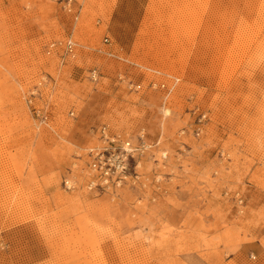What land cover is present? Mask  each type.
<instances>
[{"label":"rangeland","instance_id":"obj_1","mask_svg":"<svg viewBox=\"0 0 264 264\" xmlns=\"http://www.w3.org/2000/svg\"><path fill=\"white\" fill-rule=\"evenodd\" d=\"M102 124L145 188L63 190ZM0 264H264V0H0Z\"/></svg>","mask_w":264,"mask_h":264},{"label":"built area","instance_id":"obj_2","mask_svg":"<svg viewBox=\"0 0 264 264\" xmlns=\"http://www.w3.org/2000/svg\"><path fill=\"white\" fill-rule=\"evenodd\" d=\"M63 8L70 12L74 0H59ZM108 43V39H104ZM46 55H56L62 62L68 58H75L76 44L71 39L64 41H52L45 47ZM89 78L96 82L98 73L95 69L89 72ZM152 89H165V84L150 82ZM130 89L138 90L140 85L129 84ZM194 133L199 136L207 120V114L196 108ZM38 117L44 121L46 116L38 112ZM97 142L86 148L83 154H79L61 179V186L66 192L85 190L89 193L114 196L118 191L128 189H143L147 186L146 179L139 171L142 159L150 153L156 163H164L167 153L159 151L160 142L149 143L143 134H139L135 140L129 139L113 130L109 125H99L91 131ZM156 154H158L156 156ZM156 190H160L161 177L155 176Z\"/></svg>","mask_w":264,"mask_h":264},{"label":"bare ground","instance_id":"obj_3","mask_svg":"<svg viewBox=\"0 0 264 264\" xmlns=\"http://www.w3.org/2000/svg\"><path fill=\"white\" fill-rule=\"evenodd\" d=\"M165 112V111H164Z\"/></svg>","mask_w":264,"mask_h":264}]
</instances>
